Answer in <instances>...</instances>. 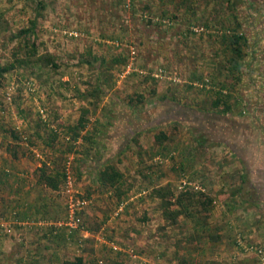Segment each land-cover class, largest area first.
<instances>
[{"label":"rangeland","instance_id":"374dc122","mask_svg":"<svg viewBox=\"0 0 264 264\" xmlns=\"http://www.w3.org/2000/svg\"><path fill=\"white\" fill-rule=\"evenodd\" d=\"M237 1L234 10L242 23L234 30L232 0H0V67L13 60L15 35L33 19L36 26L30 39L34 38L39 52L55 55L58 64L56 68L16 67L0 76V159H63L69 179L52 195L62 211L66 209L65 218L70 198L84 200L75 203V210L81 221L96 231L83 230L82 237L90 238L81 240L78 248L62 245V258L82 253L100 264H180L181 260L203 264L213 257L208 232L220 235L219 249L228 248L238 231L257 237L264 248V228L256 227L258 222L264 223V211L254 213L252 207L225 215L220 211L222 205L248 207V200H258L264 206V141L258 140L256 160L247 164L255 172L246 174L243 188L232 195L229 193L236 190V184L230 181H237L238 166H221L219 159L198 151L201 159L197 172V168L189 167V159L180 168L174 153L176 146L186 142L182 135L190 138L189 132L180 133L179 128L194 129L190 135H198L205 147L211 143L205 125L209 124L210 109L222 111L223 105L213 108L211 104L221 91L230 95L227 99L233 107L229 114H236L241 107L247 110L241 117H246L242 119L247 124L246 137L254 142L253 118L247 116L248 110L255 108L258 113L264 109V0ZM189 4L194 12L189 11ZM234 31L244 32L248 41L242 46V66L230 72L226 66L232 53L221 48V36ZM120 54L125 61L113 62L112 58ZM237 97L247 104L242 106ZM171 99L189 108L176 109ZM80 115L87 119L85 128L72 139L67 126L75 124ZM235 123H228L227 130L237 137ZM147 124L149 133H135ZM52 129L58 131L53 140ZM94 130L103 131L106 137L89 141ZM196 130L203 132L200 135ZM159 131L166 133L165 140H154ZM11 144L14 149L8 147ZM7 148L16 150L15 156ZM157 149H164L162 159H153L151 153ZM111 151L113 155L102 161ZM249 152L246 157L252 158L254 153ZM92 159L121 171L120 189L125 192L117 196L116 189H106L93 177L84 178L89 173L83 170L94 165ZM223 167L229 171L221 172ZM205 173L212 176L215 188L222 193L215 197L214 209L206 213V230L200 237L184 215L180 214L173 226L164 219L159 200L149 196L151 183L146 181L155 184L158 177H165L166 183L160 186L204 191ZM221 182L226 189L220 187ZM17 210L15 205L9 213L0 214L9 225V230L0 227V235L12 241L16 237L8 252L10 264L14 263L15 250H22L19 241L36 243L37 234L32 235L30 228L43 225L39 220L15 227ZM65 218L56 224L66 229L61 222ZM32 248L27 249L30 254ZM43 249L48 255L50 251ZM255 260L242 257L240 263L256 264ZM39 263L51 264L48 260Z\"/></svg>","mask_w":264,"mask_h":264},{"label":"crops","instance_id":"0c3cea01","mask_svg":"<svg viewBox=\"0 0 264 264\" xmlns=\"http://www.w3.org/2000/svg\"><path fill=\"white\" fill-rule=\"evenodd\" d=\"M168 101H169V99H168ZM172 101H173L172 103H175L176 109H181V108H184L185 106H186V108H189L188 105L183 104V103H179V101H177V100L176 101L172 100ZM240 101L242 103L241 104L242 106H245L247 104L245 102L246 100L245 101L240 100ZM219 104L222 105L221 103H219ZM219 104H218V106H219ZM254 107H255V105H253L251 108H254ZM216 110L210 109L209 115H208L209 124L205 125V127H206L205 130L209 134V138L211 139V143H207L208 145H207V147H205L204 143L202 142V140L199 138L198 135L196 137H193L190 135V133H192V131H194V129L189 128V130L186 131L185 129L179 128L178 131L180 133L184 134V132H186V133L189 132L188 135L190 136V138L188 140L184 139L187 137L185 135H182V137H183L182 139L185 140L186 142H184V143L181 142L178 146H176V151L174 153L176 154L177 159H179L180 168H182L183 164L185 166V164H187V161H188L189 167L190 168L193 167V169L197 168V172L200 170V164L197 165V163L200 161L199 159H201V157H198V153L196 154V152H198V151H200V154L205 153L206 157H211L212 159H219V163L221 166L224 163L232 165V166H238L237 168H239V171H238V175H237V181L235 178L233 179L234 180L233 182L230 181V183H232L233 185L236 184V186H235L236 190L231 191L229 193L232 195L233 193H236V191L239 192L240 189L243 188V186L247 180L246 174L251 175V173L255 172V169H251L249 167V165H247V164L253 163V160H256V157H257V155H256L257 151L256 150L259 148L256 143H258V140H259V142L261 141V134L255 128V130H254L255 133L253 134L254 142H253V139L246 137L247 124L245 123L244 120H242L246 117H244V118L241 117L242 115L246 116L247 110H245L244 108L241 107L237 111L236 114H229L230 112H228V111L224 112L222 109H221L222 111H219V110L216 111ZM181 113L183 115L185 114L183 111ZM254 114H256L255 108L251 111L248 110V116L247 117L250 118V116H251V118H253ZM175 119L181 120L180 118H176V117H175ZM227 122L229 124L231 122H236L235 124L238 127L237 137H234L231 134L230 130H227L228 129L227 128L228 127ZM240 123H242L243 125H240ZM159 126H161V123L158 122V127ZM194 126H197L196 123ZM253 126L256 127L255 124ZM149 130H151V129L149 127V124H147L146 126H140L138 129H136L135 133H138L139 135L141 134L140 136H144L147 133H149L148 132ZM159 130H162V129L159 127ZM199 131L196 130V132L198 134L200 133V135H201L203 131L202 132L201 131L199 132ZM102 136H103V139H104V137H106V135L103 134V131L101 132V130H99V131L94 130L93 131V137H91V139H89V141H91V142H96V140L101 141ZM92 138H95V140L92 141ZM189 140L191 141V143L188 142V144L190 143L188 145L187 141H189ZM83 141H84V138H82V142ZM235 144H236V146H235ZM249 150H251V152H249ZM113 152L114 151H111L110 154L103 155L102 161H105L106 157L113 155ZM246 152H249V154H251L253 152L254 154L251 155L253 157L247 158ZM123 153L124 152H122L121 154H123ZM150 153L151 152H149V154ZM151 155H152L153 159H162L161 157H163L165 155V152H164V149L161 151L159 149H157L156 151L152 152ZM259 157H260V155H259ZM107 159H109V158H107ZM186 159H189V160L186 161ZM45 160L46 159H0V214L6 213V212L9 213L11 211V209L13 208V206L16 205V207L18 208V210H17V212H18L17 217L18 218L15 217V221H17L18 223L14 224L15 227H20L21 225H23V223L30 224L31 222L34 223L35 221L38 222L39 220H42V222H43L42 226L45 227L47 225H50L54 221H57L59 218H56V217L62 215L59 213V211L61 209L60 202L55 197H53V195L55 196L54 192L57 190H51L48 187H45L42 184L37 182V174L35 171H36L37 167H39L41 165V163ZM94 160H97V159H92V163L94 164L92 168L90 167L89 170H85V169L83 170L84 173H86V174L89 173L90 175L87 174V175H84L83 177L84 178L87 177L88 179H92V177H93V181L95 180L97 183L96 173H97L98 168L100 167L101 162L100 161H94ZM54 161H55V159H48L45 162L47 163L49 168L52 169V167L55 165ZM79 161H80V163H82L83 160L79 159ZM94 162H96V163H94ZM262 162H264V159ZM84 164H86V163H84ZM83 167L85 168L86 166H83ZM81 169H82V167H81ZM228 171H229V168H226V167L225 168L223 167V169L221 170V172H228ZM203 177H204V180L202 181V184H203L202 189H204L205 193H207L208 195L213 197L212 204L215 203L217 205L215 197L219 196L220 193H222V192L218 191L220 189L215 188V183H214L215 180L213 181L212 176H208V174L205 173L203 175ZM228 178H229V176H228ZM166 181L167 180L165 177H161V178L158 177L156 179L155 184L153 183L154 182L153 180L151 182L149 179L146 182L151 183L150 185L152 187V186H160L162 184H165ZM225 183L227 185V180H225ZM225 183L221 182L220 187L224 186V188L226 189L227 186L225 185ZM152 184H154V185H152ZM142 191L144 192V191H146V189L145 190L142 189ZM143 194L146 195V193H143ZM245 203L250 204V205L248 207H242V206H239L237 208L233 207V209H232V206H230V205H226L225 207H223V205H222V206H220L221 207L220 211L222 213H224V215L227 214V212H229V211H234V210H237V211L242 210L243 211L244 209L247 210V208L249 209L250 207H252V212L254 211V213H257L260 210L264 211V206L261 205L260 201H258V200L257 201L254 200V202L253 201L250 202L248 200V202L245 201ZM214 207H215V205H214ZM214 207H213V209H214ZM19 208H21V209L19 210ZM55 218L57 220H55ZM186 222H188V221H186ZM191 223H192V221H191ZM25 226H27V225H25ZM25 226H23V227H25ZM28 227L30 228V227H32V225H28ZM256 227H258L259 230H261L264 228V223L258 222ZM30 229L33 230L32 235L34 233V234H37V236H38L40 234L39 232H41V231H36V229H38L37 227L36 228H30ZM0 232H1V229H0ZM14 233H17V231L14 230ZM236 234H237V236L234 237V239H232V241L230 242L231 244H229L230 246H228V248H226L225 246H222L219 249V247H220L219 246L220 245L219 240L215 243H211L210 241H208L207 244L212 245V247H213V249H212L213 257L212 258L210 257V259L222 261L223 263H226V264H242V262L240 263V260L242 259V257L243 258L244 257L245 258L251 257V258L256 259L255 260L256 264H260L255 253L246 252L244 250V248L242 247V245L237 244V239L243 238L242 243L243 242L244 243L245 242H251V243L258 244V243H261V241H259L257 237H252L251 235H248L247 233H244V232L238 231ZM37 236H34V237L36 239H38V241H39L40 238ZM7 237H9V236L3 235V234L0 235V264H10L9 263L10 256H9L8 252H9V249L12 247L16 237L14 236V238H11V239H14V241L9 240V239H5ZM34 241H32V242L19 241V244H23V245H20L22 250H15V252L13 253V257H14V258H12V259H14L13 264H24L25 262L20 263L23 261L18 262V260H25L26 258H31V259L36 258V256L34 255L33 252H32V254H30L31 252H28V250L31 247H33V245L36 244ZM40 242H44V240L41 238ZM262 242H264V241H262ZM31 243L32 244L35 243V244L31 245ZM29 244H30V247L28 246ZM216 244H218V245H216ZM115 247H116V245H115ZM216 248H217V250H214ZM23 254H25V255L22 256Z\"/></svg>","mask_w":264,"mask_h":264},{"label":"trees","instance_id":"16d2710c","mask_svg":"<svg viewBox=\"0 0 264 264\" xmlns=\"http://www.w3.org/2000/svg\"><path fill=\"white\" fill-rule=\"evenodd\" d=\"M232 20L234 21L232 23L233 29H238L242 23L241 18L234 10V7H236V4L238 3L237 0H232ZM251 1H257V0H251ZM240 3V0H239ZM188 9L190 12L192 11V8L190 7L191 4L188 5ZM36 26V19H33L30 21L29 27L26 29H20L15 37H17V43L13 47L11 55L13 56V60L9 63L3 65L0 67V76L4 72H8L16 67H23V68H32L35 65H39L41 67L44 66H50L51 68L58 67L55 55H53L51 52L45 51V52H39L38 47L34 41V38L31 40L30 34H33L34 27ZM222 38V49L225 50L226 48L230 49L232 56L230 59V65H227L226 68L231 72V70L239 71L240 67L242 66L241 61L243 59V53H242V46L247 44L248 37L245 35L244 32H236L227 35L224 34L221 36ZM235 54V55H234ZM125 56L120 54L119 57H113V62H124ZM32 66V67H31ZM232 67V69H231ZM238 79L239 77L236 76ZM203 79V78H202ZM210 82V81H209ZM211 83V82H210ZM100 86V84L98 85ZM100 92L104 93V90H102V87L100 86ZM223 94V95H222ZM140 96V95H139ZM228 97L230 95L224 94V92L221 91L216 96V99L212 101V106L215 108V106H218L219 103L223 105L222 110L230 112L232 109V105L228 103ZM237 101H240V98L237 97ZM83 113L86 112V109H82ZM86 118L84 115H80L76 121L75 124L67 126V129L71 131L72 133V139H76L78 136V131L85 127L86 124ZM253 124H255V128L258 129V131L261 134V139L264 141V109L260 112L253 115ZM53 130V129H52ZM16 130L11 131L12 136L15 135ZM58 131L54 129L51 134V139L53 140L54 137H56ZM166 139V133L163 131H159L156 134H154V140L156 141H162ZM47 144H50V141L47 142ZM12 149H14V144H11ZM8 149V148H7ZM8 149L11 152L12 156H15V151ZM55 165L52 167V169L49 168L47 163L43 161L39 167L36 169L37 174V182L42 184L45 187H48L51 190H59L61 188V185H63V182L66 179V171L64 169V162L63 159H60L58 161H54ZM97 182L99 185L104 186L106 189L113 188L116 189L117 196H120L123 192L122 189H120V185L122 183V177L123 173L116 169L113 165L110 163L104 162L100 165V169L98 168V171L96 173ZM186 187V186H185ZM128 189V188H127ZM149 196H152L159 200V206L162 210V216L164 219H166L170 225H176L177 223V217L182 214L184 215L185 220H191L192 221V230L195 234L198 236H203L205 232V224H206V216L207 212L212 209V201L213 197L205 193V191H195L191 187H187L184 189L176 190V188L171 189L169 186H159V187H150ZM60 216L56 217L59 219H64L66 215V209L65 211L60 209L59 211ZM80 215V213H77ZM55 218V220H57ZM59 219L57 221H59ZM54 221V224L51 223L47 226H37L39 227L36 229V231L40 234L37 236L40 238L36 240V244L33 245V253L38 258H33L30 260H18L24 261V264H40L39 262L41 260H48L51 262V264H100L98 261H94L93 259H89L84 257V255H81L82 253H75L76 255L72 257H64L62 258V255L60 253V249L62 245H75L77 248L80 246L79 244L82 242L81 240H88L90 237H82L81 232L89 231L90 233H94L96 231L95 228H91L89 225L85 223L84 220L81 221L79 226L75 229H69L68 227L65 229L63 225H57ZM62 226V227H61ZM208 232V231H207ZM41 238L45 241V244H43L41 241ZM207 239L211 243H215L220 239L219 234L214 233H207ZM45 248L49 250V254L46 255L44 252ZM41 257V258H39ZM56 262V263H54ZM180 264H186L184 260L180 261ZM203 264H224L221 261L215 260V259H207L204 261Z\"/></svg>","mask_w":264,"mask_h":264},{"label":"built area","instance_id":"2783aa9c","mask_svg":"<svg viewBox=\"0 0 264 264\" xmlns=\"http://www.w3.org/2000/svg\"><path fill=\"white\" fill-rule=\"evenodd\" d=\"M131 54H134L133 49H131ZM131 64H132V61H131V63L127 64V68H129L131 66ZM68 179H69V175L66 172V179L64 182H67ZM185 183L186 182L184 180L183 184H185ZM195 187L197 188L196 185H195ZM75 203L82 204V203H84V200H74L73 198H70L69 204L67 205V206H69V213L67 214V217L65 218V220L61 221L69 229H75L81 223V219L75 210V208H76ZM58 224L61 225L60 223H58ZM8 226L9 225L6 224L3 219L0 218V227L5 228L6 230H9ZM242 241H243V238H238L237 244L242 245V247L244 248V250L246 252L255 253L259 263L264 264V248L262 246H260L259 244H255V243H251V242H245V243L243 242L242 243Z\"/></svg>","mask_w":264,"mask_h":264}]
</instances>
